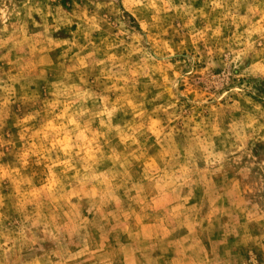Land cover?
Listing matches in <instances>:
<instances>
[{
  "label": "rangeland",
  "instance_id": "374dc122",
  "mask_svg": "<svg viewBox=\"0 0 264 264\" xmlns=\"http://www.w3.org/2000/svg\"><path fill=\"white\" fill-rule=\"evenodd\" d=\"M0 264H264V0H0Z\"/></svg>",
  "mask_w": 264,
  "mask_h": 264
}]
</instances>
